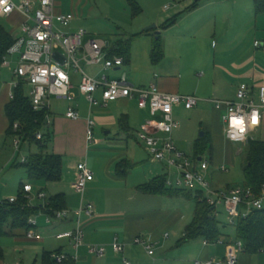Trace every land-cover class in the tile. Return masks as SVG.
Here are the masks:
<instances>
[{
  "label": "crops",
  "instance_id": "crops-1",
  "mask_svg": "<svg viewBox=\"0 0 264 264\" xmlns=\"http://www.w3.org/2000/svg\"><path fill=\"white\" fill-rule=\"evenodd\" d=\"M20 1L21 0H19V2ZM124 1L127 3L126 0ZM137 1L139 4L141 3L140 0ZM203 2L204 1L202 0H197V7L193 10L187 11L188 13L183 15V17H185L184 20H192L190 22L191 30L188 31L192 34L185 38H176L175 41L171 40L170 52L167 47L168 39H166V41L163 40L162 34H160L165 49V58L162 62L159 64H153L151 61L154 37L146 38L148 35L141 36L135 39L132 44L130 63H125L122 69L115 70L114 74L117 76L115 78H119L123 74H126L128 81L136 87L148 88L153 85L157 86L162 93L200 98L202 101L196 108L192 110L184 109L187 112L194 111V116L193 114L190 116H193V119H199L200 128L201 130H204L202 133L204 136H201V139L207 138L209 141L210 151H212L213 143L216 141L220 146L225 144L231 149H234V146L236 145L238 147L237 152L242 154L243 147L231 143L226 139L224 134V122H222V117L225 115V112L223 113L216 110L213 101H237V92L243 84L250 87V94L257 102L259 101V90L261 86H264V27L260 28V23L264 21V15L258 16L256 14L254 0H211L206 2L204 5ZM55 3V11L57 14H72L68 12L69 7H67L63 0H56ZM72 6L73 1L70 3V9ZM234 18L245 19L247 26L253 23L252 27L254 28L255 38H257L254 42L253 48L249 47L243 49L241 45L237 47H226L228 42L224 40V35H220V31H218V23L220 22V24H223L224 21H231ZM0 19H3L4 21V24H0L6 28L14 39L23 37L22 25L25 22V18L23 16L15 13L8 18ZM75 22L76 18L71 25V31L83 28L78 26L74 29L72 26ZM179 22L183 23L181 21ZM212 23L215 25L213 32L214 38L218 36L223 39L220 48L219 46L215 47L214 45L210 47L209 44L211 40L207 37V32H209V26H211ZM6 25H8L9 28ZM157 29L162 30L159 27H156L154 30L157 31ZM169 29H166V31H169ZM17 32L19 34L16 35L15 33ZM140 33L142 32L134 33L133 35ZM133 35L125 33L123 38L114 39V42H106L113 47L117 40H127ZM154 35L156 36L157 34L155 33ZM89 37H92L90 33ZM206 37L208 38V44H205L204 42L207 41ZM258 37L260 38L258 39ZM192 40H195L197 44H193ZM15 58L12 60H15ZM148 60L149 62L147 63L146 61ZM17 62L14 61L12 68L9 69L13 71V75L17 67ZM85 67V70L94 76L101 74L100 67H88L86 65ZM142 68L145 70V74L141 72ZM89 69H91V72ZM130 76L132 77L130 78ZM13 89L14 85L11 84L8 97H6V87L0 91V135L5 136L7 139H9L7 136L9 124L6 118L5 108L6 105L12 101L11 95L14 92ZM75 92L77 94V99L72 105L65 101L56 99L59 102H65L67 106L63 115H61L62 113L60 111L54 109L52 104L53 125L49 129L52 135V141L50 143L49 151L50 153L62 157V180L57 183H26L33 186V205L39 204V206H43L44 202L42 200L39 201L37 197L40 192L44 193L47 199L63 194L66 199L67 209L75 212L79 208L81 201L80 196L76 194L74 190L78 164L86 161L89 167L97 173V175L95 173V180L88 185L84 197V200L94 205L95 217L93 219H89L87 217L82 219V226L84 227L86 235L85 246L79 249L78 259L75 263L125 264V260H127L131 262V264H153V260L148 256L145 249L142 246L135 244L136 238L141 237L147 241L156 243V257L161 264H196L197 261H213L214 264H226L225 260L227 257V248L225 245L216 244L214 242L206 245L205 242L207 240L203 238H195L186 243H181L186 228L192 223L193 219L189 225L183 228V235L176 245L167 243L170 239V235L168 233L162 234L161 231H149L148 233H142L143 228H145V225L143 224L131 222L128 223L127 226H120L116 224L110 226V222L105 223L100 220V218H104V216L107 215L106 208L102 207L99 203L100 192L104 189L103 181L101 180L102 183H99L96 178L98 177L100 169L103 170L102 176L100 177L105 175V177L107 176L108 178L116 181H125L128 179L132 170L139 163H136V161L126 157L125 154L114 155V157L109 159L106 166L102 167H100L101 163L98 159L91 160L90 151L94 143L97 141L95 137L94 143L88 144L86 142L87 118L92 117L96 120L97 125L95 128V134L96 129L101 130L105 136V139H103L104 141L109 140L113 134L118 137V139L120 138L123 142L125 141L129 143V141L133 139L145 149L149 159L153 163H158L152 160L146 145L139 139L141 127L147 121L151 120V114L149 110L140 109L136 100H120L111 103L108 108L91 109L80 92L78 90ZM98 97L100 98V94H98ZM70 106L79 110L81 115V119L79 121H72L66 118L65 115ZM182 108V106L177 107L174 111V116L177 121L184 115L183 112H180ZM4 115L5 118H3ZM205 123L208 124V127L206 128L204 127ZM180 130L181 126L175 131L173 136L175 144L179 150L181 149L180 145L182 143V139L177 136V133ZM258 137H260V139H258ZM254 140L264 141V123L254 135ZM26 145L29 146L28 149L30 153H32L33 146H31L28 142L24 146ZM36 152L37 148L33 153ZM202 160L204 159L202 158V155H200L196 156L195 160L192 161L199 163ZM123 161L129 162L130 166H134L129 170L126 176L118 173V165ZM158 164L161 165L163 170L166 168L168 169L165 164ZM125 165L127 166V164ZM114 170L115 174H113ZM150 172L152 175L156 174L155 171ZM166 172L161 174L159 173V175L153 177L147 183L161 176H167L168 181L175 182L177 180V176L171 180L168 172ZM142 185L136 186L135 189L141 192L139 187ZM170 188L184 189L177 187ZM229 189L233 188L231 186H227L224 190ZM50 190L54 192L53 195L49 193ZM183 217L184 214L179 213V217H177L178 221L182 220ZM34 218H36L38 222L37 227L33 231L36 234V237L29 238V232L25 234V232L21 230H15L14 235L8 236L15 238L13 248L9 249V254L8 252L6 253L4 248L0 245L4 251V258L0 260V264H25L24 258H28L27 254L29 252L40 256V264H42V256L44 252L52 253L62 251L63 254L67 255L75 254L73 243L70 240H58L56 238L58 234L74 231L76 229L78 218L74 214L67 220L52 221L51 223H48L47 215L44 212ZM174 219L172 221H174ZM106 228L112 229V233H105L103 230ZM122 229L124 233L121 231ZM222 232L224 235L220 240L226 244H234L237 241V239L234 240L226 236L224 231ZM122 234H124L125 237L121 240L120 237ZM167 235L168 238L166 237ZM63 241H66V243H63ZM52 242H55V247L48 251L47 248ZM115 242H118L124 247L122 254L114 252L112 245ZM92 245L105 246L107 248L106 257L99 259L92 256L89 253V246ZM175 247L179 248L176 252L173 250ZM238 260V264H264V250L257 254L248 253L243 250L238 252ZM34 264H37V261H35Z\"/></svg>",
  "mask_w": 264,
  "mask_h": 264
},
{
  "label": "built area",
  "instance_id": "built-area-1",
  "mask_svg": "<svg viewBox=\"0 0 264 264\" xmlns=\"http://www.w3.org/2000/svg\"><path fill=\"white\" fill-rule=\"evenodd\" d=\"M56 0H0V18H8L15 13L25 18L22 25L23 37L15 39V44L8 51V55L2 63V68L11 69L13 62L10 57H18L14 75L19 81H24L31 88V100L36 112H49L45 128H51L52 100L65 101L72 105L76 102V90L85 98L90 108H108L111 103L120 100H136L138 107L149 110L151 120L147 121L139 133V139L146 145L153 161L165 164L169 170L176 173L175 182L168 181L169 187L184 188L194 193H201L202 200L218 212L219 207H224L228 215V224L235 226L239 219L248 218L254 211L264 210V187L259 195L251 189L238 187L229 190L216 189L209 181V163L202 160L196 163L176 146L173 139L174 133L180 124L174 116L177 107L186 110L196 108L202 101L194 96H182L162 93L157 86L140 88L131 84L126 74L119 78H112L108 73L124 67L122 57L112 56L113 47L106 41L90 38L86 29L80 28L71 31V25L75 20L74 15L57 14L55 11ZM88 67H100L101 74L94 76L88 73L83 65ZM19 82L14 85V89ZM100 94V98L98 97ZM13 99V94L11 95ZM257 102L250 94V87L246 84L240 86L237 92V101H213L216 110L225 112L222 119L224 122V134L226 139L241 147H247L254 141V135L264 123V86L259 90ZM66 118L79 121V110L70 106L66 112ZM255 118V119H254ZM237 121H241L237 123ZM86 142H95L96 120L87 118ZM19 125H14L13 139V162L20 165L28 163V157L23 154V147L27 143L25 138L17 135ZM37 140L42 141L44 134H37ZM221 172L227 173L225 166ZM95 180V172L86 161L77 166L76 182L74 190L81 198L80 206L72 212L68 209L58 211L55 217L47 216L48 223L52 221H64L73 214L78 218V224L74 231L57 235L58 240H70L75 250L74 255H54L58 263L71 258L78 259V251L85 246V230L82 219L95 217V207L84 200L88 185ZM2 183L0 177V184ZM26 198L34 200L33 186L24 185ZM44 202L46 208L48 199L40 192L37 195ZM18 199H11L9 203H16ZM218 215V214H217ZM30 226L37 227L36 218L29 221ZM29 238H35L36 234L31 231ZM168 238V235L166 236ZM209 241L205 244L209 245ZM225 245L227 248L226 264H238V252L244 250V244L236 241L234 244H226L222 240L214 242ZM135 244L142 246L153 264H161L156 257V243L147 241L141 237L136 238ZM115 253L122 254L124 247L118 242L113 243ZM89 253L102 259L107 255L105 246H89ZM125 264L131 262L125 260ZM196 264H214L213 261Z\"/></svg>",
  "mask_w": 264,
  "mask_h": 264
},
{
  "label": "rangeland",
  "instance_id": "rangeland-1",
  "mask_svg": "<svg viewBox=\"0 0 264 264\" xmlns=\"http://www.w3.org/2000/svg\"><path fill=\"white\" fill-rule=\"evenodd\" d=\"M63 1L67 7H69L68 12L72 13L76 18V22L72 26L74 29L81 26L86 29L93 38L111 42H114V39L123 38L125 33L133 35L134 33L148 31L153 26L162 29L166 23L177 19L175 25L179 24L177 26L173 25V28L170 27L171 29L168 28L169 31H166V29H157V31H154V34H162L163 40L166 41V39H168L167 47L169 52L171 51V40L175 41L176 38H185L192 34L188 32L191 30L190 22L192 20H184L185 17H183V15L188 13L187 9L197 4V0H140L142 12L139 16L134 17L130 7L124 0ZM72 1L73 6L70 9V3ZM202 1H204V5L211 0ZM16 2L19 3V0H16ZM179 21L183 23H180ZM245 21L246 20L243 18H234L231 21H224L223 24H220V22L218 23V31H220V35H224V40L228 42L226 47H237L241 45L243 49L249 47L253 48L254 42L257 39L255 38L254 28L252 27L253 23L247 26ZM0 23L4 24L3 19H0ZM214 27L215 25L212 23L211 26H209V32H207V37L211 40L210 43L208 42L207 37V41L204 42L205 44L209 43L210 47L214 45L215 47L219 46L220 48L223 39L218 36L214 38ZM262 27H264V21L260 23V28ZM15 34L17 35L19 33L17 32ZM151 37L153 36L148 35L146 38ZM259 38L260 37H258V39ZM192 43L197 44L195 40H192ZM14 58H9V60L12 62H17V60H19L18 57H16L15 60H12ZM146 62L148 63L149 60ZM150 64L152 65L151 62ZM83 66L85 67V65ZM89 71L91 72V69H89ZM141 72L145 74L143 68ZM108 74L114 78L117 77L116 74H114V71H111ZM131 77L132 76H130V78ZM17 82H19V80L13 75L12 70H9L8 68H0V91L6 87V97H8L10 85H15ZM24 91L26 96L31 98V88L28 85L25 86ZM52 101L54 109L60 111L62 113L61 115H63L67 107L65 102H59L54 98ZM180 112H183L184 114L178 120L180 122L181 130L177 133V136L182 139L180 151L191 160H195L197 156L195 145L198 139L201 138L204 130H201L200 128L199 119H193L195 114L194 111L187 112L183 107ZM191 114H193V116H190ZM3 118H5V115ZM204 127H208V124L205 123ZM95 137L97 142L94 143L91 148L90 158L91 160L98 159L101 163L100 167L106 166L110 158L119 154H125L126 157L139 163L125 181H116L107 176L106 178L105 175L100 177L102 176L103 171L100 169L98 177L96 178L99 183H102L101 180L103 181L104 189L100 192L99 203L107 210V215L104 216V218H100V220L105 223L110 222V226L113 224L127 226V224L131 222L143 224L145 225V228H143L142 233H148L149 231H161L162 234L168 233L170 239L167 243L176 245L183 235V228L189 225L194 217L196 208L195 200H188L183 197L171 198L166 196H148L135 189L136 186L147 183L153 177L159 175V173L161 174L166 171L168 172L170 179L173 180L176 176L175 171L167 168L163 170L161 165L153 163L149 159L145 149L133 139L130 140L129 143L125 141L123 142L113 134L109 140L104 141L103 139H105V136L99 129H96ZM258 139H260V137H258ZM28 147L29 146L27 145L24 146L23 152L25 157H29L31 154ZM237 148L236 145L234 146V149L227 147L225 144L220 146L214 141L212 151L208 148L202 155L204 161L209 163V181L216 189L219 188L224 190L227 186H231L232 188L244 186V158L243 154L237 152ZM245 148L246 147H243V151ZM35 150L36 146H33V152ZM12 159L13 141L12 139H7L5 136L0 135V177L2 180V183L0 184V203L10 201L11 199H18L19 190L22 184L37 183L31 181L26 170L19 165L18 162H13ZM222 166H225L228 169L227 173L221 172L220 168ZM150 171H155L156 174L152 175ZM114 172L115 170L113 171V174H115ZM49 193L52 195L54 194L51 190ZM33 204L34 203L32 202V205ZM33 206L38 207L39 204ZM179 213L184 214L183 219L180 221H178L177 218L179 217ZM217 213V219L222 231L226 233V236L236 240V228L228 224V215L225 208L222 206L219 207ZM173 219L174 221H172ZM103 231L105 233H112V229L110 228H106ZM121 231L124 233L123 229ZM124 237V234H122L120 237L121 240L124 239ZM14 240L15 238L13 237H0V245L4 248L6 253L8 252L9 254V249L13 248ZM54 243L55 242H52L50 246H48V251L55 247ZM63 243H66V241H63ZM173 250L176 252L179 248L175 247ZM27 257L28 258H24L25 264H34L35 261H37V264H40V256L29 252Z\"/></svg>",
  "mask_w": 264,
  "mask_h": 264
},
{
  "label": "trees",
  "instance_id": "trees-1",
  "mask_svg": "<svg viewBox=\"0 0 264 264\" xmlns=\"http://www.w3.org/2000/svg\"><path fill=\"white\" fill-rule=\"evenodd\" d=\"M131 9L132 15L137 17L141 14L142 8L137 0H126ZM256 14L264 15V0H254ZM197 4L187 11L193 10ZM172 20L166 23L162 29H168L176 24ZM154 31H144L140 34L133 35L129 39L117 40L113 45L112 56L122 57L126 64L131 61L132 44L135 39L152 35L154 43L151 53V61L153 64H159L165 58V49L161 35H154ZM15 44L14 37L0 24V68L8 51ZM27 84L19 81V86L14 89V98L6 105L5 114L8 120L7 136L14 139V125H19V132L31 146H36L37 152L31 153L28 157V163L21 165L27 172L29 178L33 182L57 183L63 177V160L62 157L50 153V143L52 135L49 128H45V122L49 112H36L30 97H27L24 88ZM42 132L44 138L42 141L37 140V134ZM210 148L207 138L198 139L195 145L196 155L200 156ZM243 174L244 186L251 189L255 194L259 195L264 187V141L254 140L243 151ZM127 164V166L125 165ZM129 162L123 161L118 165V173L127 175L130 169ZM167 176H161L153 179L151 182L139 187V190L145 195L150 196H166V197H183L188 200H195L196 209L192 223L186 228L181 243H186L195 238H203L209 242H216L224 235L222 228L217 219V211L214 207L209 206L202 199V194L194 193L185 189H172L167 186ZM46 208L44 206H30L26 194L24 192V184L19 190L18 200L16 203L5 201L0 203V237L14 235L15 230H21L28 233L34 231L36 227H32L29 221L44 212L49 217H55L56 212L66 210V199L63 194H59L48 199ZM236 228L237 241L244 244V251L257 254L264 250V210L254 211L246 219H239ZM225 228V227H224ZM63 254L62 251L44 252L42 256V264H76L71 258L58 263L54 255ZM4 258V251L0 247V260Z\"/></svg>",
  "mask_w": 264,
  "mask_h": 264
},
{
  "label": "water",
  "instance_id": "water-1",
  "mask_svg": "<svg viewBox=\"0 0 264 264\" xmlns=\"http://www.w3.org/2000/svg\"><path fill=\"white\" fill-rule=\"evenodd\" d=\"M154 29H156V26H153V27H151L150 29H149V31H151V30H154ZM157 35H160V33H156ZM202 136H204V134H202ZM201 160V159H200Z\"/></svg>",
  "mask_w": 264,
  "mask_h": 264
},
{
  "label": "snow or ice",
  "instance_id": "snow-or-ice-1",
  "mask_svg": "<svg viewBox=\"0 0 264 264\" xmlns=\"http://www.w3.org/2000/svg\"><path fill=\"white\" fill-rule=\"evenodd\" d=\"M255 119V118H254ZM241 121H237V123H240Z\"/></svg>",
  "mask_w": 264,
  "mask_h": 264
}]
</instances>
